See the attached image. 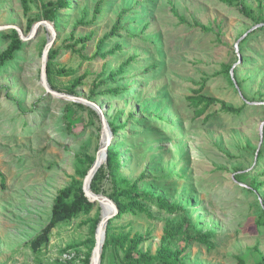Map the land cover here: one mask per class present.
I'll use <instances>...</instances> for the list:
<instances>
[{
    "label": "rangeland",
    "instance_id": "374dc122",
    "mask_svg": "<svg viewBox=\"0 0 264 264\" xmlns=\"http://www.w3.org/2000/svg\"><path fill=\"white\" fill-rule=\"evenodd\" d=\"M244 1L255 18L261 14L258 0ZM70 2L72 9L48 21L46 11L57 0H30L27 11L21 0H0V54L14 30L24 38L19 35L23 45L14 60L0 65V172L6 179L5 187L0 180V264L91 263L94 222L104 213L99 203L90 215L58 225L38 250L31 243L50 224L59 192L85 181L78 170L84 173L89 159H97L108 130L109 149L120 153V189L137 186L183 211L169 214L149 200L144 204L152 219L116 215L112 234L125 245L108 243L101 264H123L138 234L149 236L140 249L156 255L167 226L186 218L194 231L210 235L212 247L178 240L172 248L184 250L185 264L258 263L264 256V156L257 154L264 152V31L230 0ZM119 18L120 35L100 48ZM46 23L57 34L50 52L58 53L54 62L48 59L49 87L97 105L108 129L86 104L72 106L68 122L65 109L73 102L47 92L41 70L53 35ZM88 36L86 45L77 43ZM126 63L124 75L91 100L98 75L105 72L106 80ZM230 65L234 85L224 71ZM203 84L205 94L242 114L218 105L209 121L196 119L187 98ZM116 87L123 89L120 97L104 93ZM101 163L106 168L104 157ZM255 182L263 186L251 188ZM116 189L107 172L99 195Z\"/></svg>",
    "mask_w": 264,
    "mask_h": 264
},
{
    "label": "trees",
    "instance_id": "16d2710c",
    "mask_svg": "<svg viewBox=\"0 0 264 264\" xmlns=\"http://www.w3.org/2000/svg\"><path fill=\"white\" fill-rule=\"evenodd\" d=\"M22 4L27 11L29 8V1L30 0H21ZM232 2H237L238 6L240 7V12L245 15L246 17L252 19L256 26L262 25L261 28L264 31V23H263V15H264V6H263V0H258V12L259 14L256 18L251 12V10L248 8L244 0H230ZM50 9L46 11V20L48 21H55L57 13L61 11H68L72 9V3L70 0H57V3L49 4ZM263 12V15H262ZM122 23V19L119 18L118 23L113 27L112 31L107 34L104 39L100 42L102 46L106 42V40L110 38H115L120 35L121 31L123 30L120 26ZM257 28V29H259ZM122 29V30H121ZM204 31H209L207 28L201 27ZM14 41L11 43V45L8 47V49L0 54V65H6L9 61L14 60L16 57V53L21 50V47L23 45L22 39H20L19 33L14 30ZM92 40V36L85 37L83 39L78 40L77 43L86 45L88 42ZM247 40H245L243 43H245ZM119 48V46L117 47ZM244 48H240L241 53L243 52ZM114 52V51H112ZM57 52H50L49 60L51 62H54L57 58ZM100 55V54H98ZM105 56H103L104 58ZM241 61V59L239 60ZM128 64H122L120 68L116 72H112L106 80H102L104 76L106 75L105 72H102V74L98 75L96 84H93L91 89V100L95 98L94 95H96V91L102 87L109 86L110 82H114L118 76L124 75L126 71V67ZM156 66H153L152 69H154ZM233 69L232 65L226 66L225 73L230 78V82L232 85H234V82L232 81V75L231 70ZM48 81L51 84V76H52V66L49 63L48 64ZM62 74L70 75L65 72V70L59 71ZM87 78L86 76H83L82 78L76 80L73 84L74 88H78L82 85L84 80ZM205 84L201 85L198 90H195L193 92V95L187 98L188 104L191 108L195 111V118L199 119L204 116L206 121H209L212 117L208 112L218 106L222 105L221 111L232 114V115H240L243 112V109H236L232 107H227L224 104H221V102L212 96H208L205 94ZM105 94H111L116 97H120L123 94V89L116 87L114 89H108L104 91ZM72 106H78L82 107L81 103H75L68 105L65 109V119L69 122L70 116L73 113ZM156 120L161 121V124L165 123L163 122V118L153 116ZM125 125L122 127V129H125ZM111 130L115 135H117L118 128L115 127L113 124L111 125ZM258 159H261L264 156V152H258ZM119 156L120 153L116 152L113 149L108 150V157L106 162V168L104 166H101V168L98 170L97 174L92 180L91 184V190L99 194V183L103 176H105L108 172L109 176L112 177L113 182L116 184V191L113 195L109 196V198L115 203L117 209H118V215L116 219L123 218L127 215H133L138 216L145 214L147 217L152 219V215L150 213V209L146 204H144V201L152 200L155 196L152 195V193L149 192H141L137 186H134L132 189H120L118 186L120 181L118 178V171L120 169V163H119ZM95 162V159H89V166L84 173L81 172V170H78L79 173L82 174V178L85 179L89 169L93 166ZM243 172L242 170L238 171ZM0 180L2 183V186H6V179L5 176L0 172ZM126 182L127 180H122ZM83 184L84 181H77L74 180L71 185L68 187L62 189L59 194L56 197L53 209H52V219L50 224L44 229V231L37 236L31 243V247L35 250H38L42 244L48 243L50 240V235L52 232L57 228L58 225L71 221L75 218H78L82 215H90L94 209L96 204H92L89 199L85 196L83 191ZM257 185V187H262L263 183L255 182V184H251V188ZM157 206L159 209L166 211L169 214L176 215L179 212L183 211V208L176 205V204H170L168 203L164 198L158 197L155 199ZM115 219H112L109 222L108 228H107V234H106V241L104 244L103 250L106 249V246L110 244H116V246H124L125 240L122 238H116L112 232H113V222ZM101 222V218H98L93 226L94 228V236L95 232ZM149 240V236L146 235H136L131 240V245L129 246L128 250L126 251L124 263L123 264H185L183 260V253L184 250L179 249H173L172 245H174L178 240H183L186 245L191 244H200L207 248H211V237L208 234H203L197 231L193 230L192 222L189 218H186L184 222L177 224L167 226L165 230V234L162 238V246L161 249L158 251L156 255H152L149 252H143L140 247L142 244L146 243ZM95 242V240H94ZM90 243V242H89ZM185 245V248H186ZM239 264H246V262L239 258ZM256 264H264V256L262 259L256 263Z\"/></svg>",
    "mask_w": 264,
    "mask_h": 264
},
{
    "label": "water",
    "instance_id": "95a60500",
    "mask_svg": "<svg viewBox=\"0 0 264 264\" xmlns=\"http://www.w3.org/2000/svg\"><path fill=\"white\" fill-rule=\"evenodd\" d=\"M46 25L49 26L47 23H46ZM261 26L262 25L256 26L255 29H257ZM49 28L51 29L53 36L45 48V51L43 54V66H42V70H41L42 83L45 86L47 92L51 93L52 95H54L57 98H63L65 100H68L71 102L86 104V105L90 106L91 108H93L94 110H96L99 113L103 127L108 129L104 114L102 113L101 109L97 105L91 103L90 101H85V100H82V99L77 98V97L62 95L60 93L55 92L54 90H52L49 87L48 72H47L48 71V59H49V54H50L51 48L54 45L56 35H57L53 27L49 26ZM16 31L19 33L21 38L24 40V38L22 37L21 31H19L18 29H16ZM231 75L234 78V69L231 70ZM111 143H112L111 133L108 130L107 131V144L104 145L103 148L99 151L97 159L95 160L93 166L90 168V170H89V172L85 178L84 184H83L84 194L92 204L99 203L102 207L104 205H107L111 209L110 213H108V214L103 213L101 222H100V224L96 230V235H95L96 236L95 237L96 242H95V246L93 249V254H92L90 264H101L102 256H103V248H104V244L106 241V234H107V228H108L109 222L113 218H115L116 215H118V209H117L115 203L109 197L96 194L91 190L92 180L95 177V175L97 174L98 170L102 166L99 162L100 157L103 154L104 155V162H107L108 150H109V147L111 146Z\"/></svg>",
    "mask_w": 264,
    "mask_h": 264
},
{
    "label": "bare ground",
    "instance_id": "6f19581e",
    "mask_svg": "<svg viewBox=\"0 0 264 264\" xmlns=\"http://www.w3.org/2000/svg\"><path fill=\"white\" fill-rule=\"evenodd\" d=\"M106 144H107V143H106ZM106 144H105V145H106ZM103 157H104V155L102 154L101 157H100V161H99L100 164L103 163V162L101 163ZM103 208H104V214H108V213H110V210H111V209H110L107 205H104Z\"/></svg>",
    "mask_w": 264,
    "mask_h": 264
}]
</instances>
